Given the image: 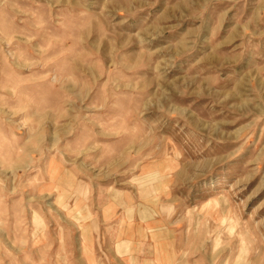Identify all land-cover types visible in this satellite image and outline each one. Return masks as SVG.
Returning <instances> with one entry per match:
<instances>
[{
  "label": "rangeland",
  "instance_id": "obj_1",
  "mask_svg": "<svg viewBox=\"0 0 264 264\" xmlns=\"http://www.w3.org/2000/svg\"><path fill=\"white\" fill-rule=\"evenodd\" d=\"M152 230L264 264V0H0V264Z\"/></svg>",
  "mask_w": 264,
  "mask_h": 264
},
{
  "label": "crops",
  "instance_id": "obj_2",
  "mask_svg": "<svg viewBox=\"0 0 264 264\" xmlns=\"http://www.w3.org/2000/svg\"><path fill=\"white\" fill-rule=\"evenodd\" d=\"M168 231H151L150 236L146 237L145 243L149 247V254L151 256L143 259L141 256L146 251L140 245H137L136 238L130 235H118L109 239V244L100 246L103 258L97 260L95 256V264H141L147 262L148 264H173L176 260L175 250L172 251L171 245L167 240ZM96 253V248L93 246ZM163 250V252L161 251ZM144 251V252H142ZM138 253V254H135ZM142 252V253H141ZM155 252V254H154ZM144 253V254H145ZM159 254V257L158 255ZM178 259L176 262L178 263Z\"/></svg>",
  "mask_w": 264,
  "mask_h": 264
}]
</instances>
